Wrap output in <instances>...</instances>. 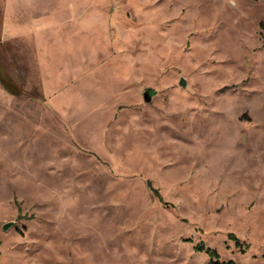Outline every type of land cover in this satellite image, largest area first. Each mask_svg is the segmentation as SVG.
Here are the masks:
<instances>
[{"label": "rangeland", "instance_id": "obj_1", "mask_svg": "<svg viewBox=\"0 0 264 264\" xmlns=\"http://www.w3.org/2000/svg\"><path fill=\"white\" fill-rule=\"evenodd\" d=\"M49 2L0 0V264H264V0Z\"/></svg>", "mask_w": 264, "mask_h": 264}, {"label": "crops", "instance_id": "obj_2", "mask_svg": "<svg viewBox=\"0 0 264 264\" xmlns=\"http://www.w3.org/2000/svg\"><path fill=\"white\" fill-rule=\"evenodd\" d=\"M2 1L3 40L32 35L41 43L48 32V27L63 25L66 19L62 12H53L50 0Z\"/></svg>", "mask_w": 264, "mask_h": 264}, {"label": "trees", "instance_id": "obj_3", "mask_svg": "<svg viewBox=\"0 0 264 264\" xmlns=\"http://www.w3.org/2000/svg\"><path fill=\"white\" fill-rule=\"evenodd\" d=\"M261 29H262V40H263V43H264V21L261 23ZM0 83L8 92H10L12 94H18V93H16L17 91L14 89V84H13L12 79L7 75L6 72H4L1 64H0ZM147 91L150 93V95H153L155 93L151 89H148ZM147 185L150 188H152V184H151L150 181H147ZM153 190H154L156 196L158 197V199L160 201H162V198H161L159 192L157 190H155V189H153ZM231 239L235 240L237 247H239L242 252H245L246 249L248 248V244L245 245V247H243V244L234 235H231ZM196 250L207 253L208 256L211 258V264H235L232 261L227 262V263L220 262L218 259L214 261V258L218 257V253L216 252V250H213V249H210V248H206L203 244L197 245L196 246Z\"/></svg>", "mask_w": 264, "mask_h": 264}, {"label": "water", "instance_id": "obj_4", "mask_svg": "<svg viewBox=\"0 0 264 264\" xmlns=\"http://www.w3.org/2000/svg\"><path fill=\"white\" fill-rule=\"evenodd\" d=\"M180 84H181V85H185V81H184V79L181 80V83H180ZM151 98H152V96L150 95V93H149L148 91H146L145 94H144V99H145V101L149 102V101L151 100ZM11 225H12L11 222L6 223V224L3 225V229L6 230V229H8Z\"/></svg>", "mask_w": 264, "mask_h": 264}]
</instances>
